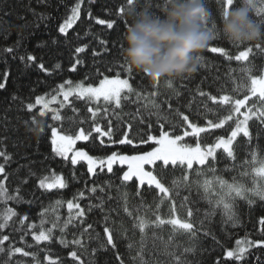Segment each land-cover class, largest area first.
Instances as JSON below:
<instances>
[{
  "label": "trees",
  "instance_id": "trees-1",
  "mask_svg": "<svg viewBox=\"0 0 264 264\" xmlns=\"http://www.w3.org/2000/svg\"><path fill=\"white\" fill-rule=\"evenodd\" d=\"M156 2L162 5L164 0H156ZM76 3L78 0H0V77L5 72L8 73L6 87L0 90V151H4L7 157H10V159L0 157V164L4 165L7 175L5 180V174H0V181H3L10 196H15L19 190L21 198L19 201L0 200V222L8 208L17 213L9 221L7 228L0 229V236L9 235L10 239L5 243V247L14 245L24 248L25 251L38 252L40 264H51V261H55L56 264H78L70 256L71 251H78V255L82 256L85 264H89L91 256H94V264H120V261L116 259L117 253L120 254L124 264H133L132 257L136 255V252L130 251L128 244L132 242L138 245L141 240L142 234L136 227L138 218L154 220L155 216H152L156 213L161 194L154 186L151 189L147 185L140 188L135 178L133 181L122 184L120 177L123 171L127 170V165H113L112 173H107L106 168L101 172L98 167L97 174L93 175L87 171L86 161H80L75 165L71 163L73 153H69L68 159L58 156L53 151L48 126L59 128L62 124L66 133L74 135L78 134L79 128L83 127L87 134L89 128H94L96 124H99L102 131H107L108 120L111 119L112 140L93 131L89 140L77 141L73 152L85 151L94 158L100 159L106 158L113 152L132 155L150 150L152 147L150 144L133 148L112 141L120 139L121 132L127 131V122L133 124L132 133H129L130 138L133 137L137 128L147 130L144 124L134 118L138 109L140 115L145 117L146 123L156 121L159 116L167 117L180 124L182 115H187L189 120L201 126L207 125L208 120L218 122L228 114L226 109L230 107L220 103V96L229 95L233 99L250 96L249 74L244 69L251 67L253 75L263 74L264 53L254 48L249 61L238 62L227 61L220 54H213L205 49L198 54L204 59L198 61L195 73L176 79L162 78L158 85L146 75L134 71L130 82L136 92L142 93L139 100L133 93L127 101L122 99L121 107L116 109L114 105L105 104L103 100L92 104L87 103V98L76 99L72 96L69 98L71 103L66 102L62 108L58 103L52 105L57 106L64 117L63 121H53L51 111L41 117L35 109L29 112L26 105L34 103L39 96H45L47 100H51L52 96L57 98L60 96L57 91L58 86L69 80L95 85L105 76L116 77L117 73L120 77H128L120 67L124 63L121 44L124 48V34L131 24L132 14L136 12H128L125 0H83L80 18L67 30L66 34L61 33L59 28L71 16V10ZM204 4L209 12V27L214 21L219 32L222 19L220 0H204ZM259 4L260 0H257V6ZM120 6L126 7L125 14L118 12ZM237 7H240V0H237L234 8ZM137 8L139 12L143 11L142 5H137ZM163 9L160 7L150 11L162 15ZM89 11L92 13L91 17L88 16ZM97 19L116 20L117 24L113 29H108L106 24H98ZM122 19H126L128 24L122 23ZM252 19L259 24L257 22L259 17H256L255 12ZM259 25L264 27V24ZM219 35V38L211 41L209 46H223L230 55H237L247 46H252L245 44L237 49L220 32ZM101 41L106 43L102 44ZM79 47H84L85 51L77 53L76 49ZM7 48H12L13 52L8 53ZM29 55L35 56L36 60L29 61L27 59ZM77 60L82 62L76 64ZM40 63L44 64L47 71L39 68ZM57 64L60 65L59 68L56 67ZM73 65L76 71H71ZM169 80L172 82L171 87L167 83ZM237 85L240 86L239 92L234 91ZM201 91L206 95L201 96ZM153 92L157 94L150 95ZM211 96H216L217 100H211ZM254 99L253 97L252 100ZM251 102L250 100L249 105ZM89 107L94 110L97 107L101 109L97 112L95 119L87 110ZM105 108L108 109L107 113L103 111ZM149 112L153 115L149 116ZM111 113H119L121 121H118L116 115ZM118 123H120L119 129ZM253 123L250 122V130L255 135L256 127L252 126ZM229 125L234 127V122H227L222 129H210L209 133H202L201 143L213 142V139L209 138L210 134L213 138L219 135L227 137L230 131L226 133L225 130L229 129ZM41 127L44 128L42 133L39 131ZM156 127L158 125H154L153 134ZM185 139L193 143V138ZM244 139L242 136L237 138V144L240 145L236 149L238 160L249 159L247 148L241 143ZM259 143L264 146V132L260 134ZM217 155L219 159L220 150ZM261 159H264V153L257 155L254 167H259ZM225 163L227 161L217 163V174L231 182V178L237 174L235 171L221 172ZM146 170L151 169L146 166ZM248 170L255 174L251 168ZM156 174L165 186L171 187L172 180L181 177L183 172L179 167L173 169L172 166L162 170L158 164ZM45 177L48 178V182H52L56 177H62L67 186L63 189H43L39 182ZM200 179L212 181L213 192L220 190L213 180L212 173H207ZM237 179L250 183L251 177L237 176ZM108 182H111V187ZM93 186L97 187L95 193L90 191ZM101 187L104 189L103 192L100 191ZM138 188L140 196L136 195ZM177 190L179 196H175ZM172 191L173 199L177 204L176 215L181 219L187 218L186 207L180 206L181 199L185 195H190L187 207L193 210L191 220L198 230V251L196 254H187L186 257L191 264H217V261L219 264H258L257 257L260 258L259 264H264V246L251 248L243 261L226 257L227 251L237 248V241L264 240L259 223L260 218L264 217V201L257 199L254 205L249 206L245 201L237 200L239 225L233 227L231 222L222 223L223 205L216 208L214 217L210 220L205 219L204 213L212 205L202 198L203 189L198 190L193 185L191 189L180 187ZM80 192H84L83 198L79 196ZM124 193H127V207L132 215H128L124 210ZM109 196L112 199H108ZM101 200H103V206L97 207L101 205ZM68 201L74 204L79 203L85 210V216L78 217L76 215L78 210L75 208L69 210ZM170 204L171 202L166 199L160 205L159 214L162 218L167 219L171 216ZM89 205H92L91 210ZM24 216L28 217L26 221L23 220ZM105 216H108L107 224ZM42 219L43 225H41ZM201 220H204L203 226L200 225ZM88 224H92L93 227L85 232L84 229ZM31 225H35V228ZM53 225L56 227L53 228ZM105 226L110 227L113 232L114 242L117 244L115 249L111 245H106L107 236L103 231ZM49 229L52 230L51 240L37 243L34 234H39L41 230L47 232ZM146 232L150 249L153 233L158 238L156 243L159 250L150 251L145 257L151 264H171L170 259L163 254L164 245L169 244L171 251L182 252L183 247L187 246L190 240L186 234H181L179 231L173 232L170 225L160 228L151 227L146 229ZM206 232L207 235H205ZM97 234L98 238H96ZM89 236L92 238L89 239ZM73 239H82L84 249L72 244ZM62 240L67 243V246L61 242ZM101 243L106 245L107 250L99 247ZM93 249L97 251L93 253ZM48 257H51V261ZM3 258L0 255V259ZM13 259L17 261V264H35L33 257H23L21 254H17Z\"/></svg>",
  "mask_w": 264,
  "mask_h": 264
},
{
  "label": "snow or ice",
  "instance_id": "snow-or-ice-1",
  "mask_svg": "<svg viewBox=\"0 0 264 264\" xmlns=\"http://www.w3.org/2000/svg\"><path fill=\"white\" fill-rule=\"evenodd\" d=\"M126 5L128 6L129 13H139L137 5L143 6V11H150L151 9H159L163 7L166 9L168 7V0H164L163 4L156 2V0H125ZM83 0H78V3L72 8L71 16L64 21V23L60 26L59 31L61 33H67V30L72 27V25L80 18L81 15V4ZM237 5V0H220V8L221 14H225L231 9H233ZM120 14H125L126 7L120 6L118 9ZM91 11L88 12V16L91 17ZM256 17H259L257 22L259 24H264V0H260L259 6L255 9ZM100 25L107 26L108 29H113L114 25L117 24L116 20H104L97 19L96 21ZM125 25L128 24L126 19H122L121 21ZM205 30L208 31L212 36V41H216L219 38V32L217 29L216 23L213 21L211 27H209V21L205 25ZM102 44H105V41H101ZM237 49L241 45L233 44ZM254 48L259 50V52L264 53V41L257 42L252 46H247L245 50L239 51L237 55H230L229 51L223 46H208L206 49L210 53L220 54L222 57L226 58L227 61H249L250 54H253ZM6 51L8 53H12V48H7ZM84 47H79L76 49L77 53L84 52ZM107 51V48H105ZM121 51H124L123 44H121ZM97 55V53H94ZM21 59H24L21 57ZM29 61H35L36 57L29 55L27 57ZM197 61H201L204 59L202 56L197 55L195 57ZM81 60H77L76 64L81 63ZM115 63V61H114ZM57 68L60 67L59 64L56 65ZM123 72H125L128 78L121 79L120 74L117 73L114 79H109L105 76L99 83V87H91L85 86L83 82L74 83L69 80L63 84L58 86V93L63 97V100L60 102L61 108L64 106V102L71 103L69 100L70 97L75 96L76 99H84L87 98V103L96 104L100 102L101 98H103V102L105 104H112L116 109L121 107L122 99L127 101L129 97L135 93L136 99L139 100L142 96V93L136 92L129 82L131 78H133L134 71L131 66L127 63L124 57V63L120 65ZM39 68L47 71L43 63L39 64ZM249 74L250 84L248 85V92L251 95H245L243 99H233L229 95H221L220 103L224 105H230L227 111V115H224L223 118L219 119L218 122H213L212 120H208L207 127L198 126L197 123L189 120L187 115H182V120L180 124L175 123L173 120L168 119L167 117H159L154 122H145V117L140 115V110H137V113L134 115V118L139 120L141 124L145 125L146 131L137 128L136 132L133 134V137L130 138L129 133H132L133 124L131 122H127L126 127L127 131L121 132V138L118 140L112 141L113 143H118L120 145H128L133 148H139L141 145H151L150 150H145L139 152L137 154L127 155L120 154L118 152H113L111 155H108L106 158H94L89 155L85 151H75L73 152L74 146L77 141H87L91 136L92 132L100 133L102 136L109 137L112 140L113 130H112V121L108 120L107 131H102L99 124H96L94 128H89L87 134L83 127L79 128L78 134H68L63 130V125L58 127H54L49 125L51 132V144L53 151L61 157L68 159L69 153H73L71 157V163L73 165L79 163L80 161L87 162V171L93 175L97 174V168H100V171L103 172L104 169H107V173L113 172V165H127V170L123 171L122 177H120L122 184L126 182L133 181L135 178L138 181V185L140 188L147 185L149 189L152 186L156 190H158L160 195V201L156 206V213L154 220L148 221L143 217L138 218V223L136 227H138L141 232V240L139 244L136 245L132 242L128 244V249L135 250L136 255L132 257L133 264H151V262L145 259L146 255L149 254L150 251L159 250V246L156 243L158 239L156 234L153 233V239L151 244V249L149 248L147 241V232L146 229L151 227L160 228L164 225H170L173 229V232L179 231L181 234H186L190 237L188 245L183 247L182 252L171 251L169 250V244H165L163 248V254L167 256L171 264H191V262L186 258L187 254H196L198 251V243L197 236L198 230L195 223L192 222L191 218L193 216V210L191 207H187V204L190 200V195H185L181 199V207H186V219H181L176 215L177 204L176 200L173 199V191L172 189H179L180 187L191 189L193 185L200 190L203 189L202 198L207 200V202L212 205V207L204 213L205 219H211L216 214V208H219L223 205L224 213L222 217V223L231 222L233 227H237L239 225V216L237 214V200L245 201L249 206L254 205L257 201H264V159L259 160V167H254L257 162V155L259 153H264V146L260 145L259 139L260 134L264 132V74L253 75L251 67L244 69ZM71 71H76L75 65H73ZM230 71H234L230 69ZM8 80V73L5 72L2 77H0V90H3L6 87V83ZM156 85L160 83V78L157 77L153 80ZM168 86L171 87L172 82L167 81ZM235 92L240 91V86L237 85ZM157 93L153 92L150 95L155 96ZM178 95V93H177ZM201 96L206 95L203 91L200 92ZM255 98L252 100V98ZM211 100L216 101V96H211ZM15 99V97H14ZM56 100V96H52L51 100L45 99L44 96H39L35 99L34 103H28L26 108L29 112H32L34 109L37 114L41 117H44L48 114L49 111L52 112L51 119L53 121H63L64 117L60 114L56 109H49V104ZM251 105H249V101ZM37 106H40L37 108ZM155 107H159V105H155ZM171 108V105H169ZM244 109V111H241ZM92 113L93 119L97 112H100L101 109L97 107L95 110L92 107L87 109ZM75 111V109H73ZM104 112H108V109H103ZM115 114L118 121H121V117L119 113H111ZM149 116L153 115L152 112L148 113ZM242 117V118H241ZM35 120V117H33ZM234 122V127L229 125V129H226V133L230 131V135H227L225 138L224 135L215 136L213 142L210 143H201V134L209 133L210 129H222L224 125L229 122ZM250 122H254L252 126L256 127V134L250 130ZM154 125H158L155 128V134H153ZM167 125V126H166ZM117 128H120V123L117 124ZM182 129V130H181ZM39 131L42 133L44 128L41 127ZM245 138L241 141L247 148V156L249 159H241L237 158V147L240 145L237 144L238 137ZM186 137L193 138V143H189L186 141ZM194 144V146H193ZM220 150V155L218 159L217 152ZM0 157H6V159H10L7 157L4 151H0ZM227 161L225 163V167L220 170L221 172H236V176L231 178V182L225 179L222 175L217 174V163ZM159 164L160 168L168 169L169 166L172 168L179 167L183 175L179 178H174L171 182V187L165 186L162 183L161 179L158 178V174H156V168ZM145 166H149L151 170H146ZM197 166V167H194ZM252 169L254 171V175L248 170ZM207 173L213 174V180L219 186L218 192H213L212 190V181L208 179H204L201 181V177L206 176ZM0 174H5L4 165L0 164ZM237 176L243 177H251L250 183H245L243 179H237ZM190 177H194V179H190ZM4 179H7V175H4ZM40 187L46 190H51L53 188L63 189L67 185L62 177H56L52 182H48V178L40 179ZM109 187H111V182H108ZM90 191L95 193L97 191V187H91ZM100 191L103 192V187L100 188ZM137 196H140L139 188L136 192ZM79 196L83 198L84 192H80ZM175 196H179V191L175 192ZM21 198L19 197V190H17V194L15 196H10L8 194V189L5 187L3 181H0V200H17L19 201ZM99 199V197H98ZM108 199H112L111 196ZM124 199V210L128 213V215H132V212L128 210L127 207V193L123 194ZM169 200L171 216L167 219L162 218L159 214L160 205L164 203L165 200ZM59 203V201H57ZM103 206V200H101V205H97V207ZM89 210H91L92 205H89ZM67 208L69 210L75 208L78 210L76 215L78 217L85 216L84 208H81L79 203H73L72 201L67 202ZM17 213L8 208L2 217V222H0V229H5L9 226V221L15 217ZM28 217L24 216L23 220H27ZM108 216H105V223L107 224ZM44 221L42 219L41 225H43ZM82 223V221H81ZM261 225V233L264 234V217H261L259 220ZM204 220L200 221V225L203 226ZM31 227L35 228V225H31ZM56 225H53L55 228ZM66 227V225H65ZM92 224H88L87 228L84 229L87 232L88 229H91ZM104 233L107 236L106 245H111L113 249L117 247L116 242H114L113 232L110 227L105 226L103 229ZM51 232L49 229L46 231H39V234H34V239L37 243L42 241H50L51 240ZM208 233L206 232L205 235ZM92 237L89 236V239ZM98 238V234L97 237ZM9 235L0 236V255L4 258L0 259V264H17L13 258L17 254H21L23 257H33L35 264H40L38 259V252H30L25 251L22 247H16L14 245H10L5 247V243L9 241ZM62 243H65L63 240ZM72 244L78 245L80 249H84L85 245L82 239H73L71 241ZM106 245L101 243L99 247L101 249L107 250ZM244 245V246H241ZM67 246V243H65ZM264 246V240L252 241H237V248L235 250L227 251V258H234L238 261H243L246 258L249 250L253 247H262ZM31 247V246H29ZM179 248V246H177ZM97 251L93 249V253ZM70 256L74 261H77L78 264H85V260L82 259L81 255H78V251H71ZM91 256V254H90ZM51 261V257H48ZM116 259L120 261V264H124V261L120 258V254H116ZM257 261L259 264L260 258L257 257ZM51 264H56L55 261H51ZM89 264H94V256H91L89 259ZM219 264V261H217Z\"/></svg>",
  "mask_w": 264,
  "mask_h": 264
},
{
  "label": "clouds",
  "instance_id": "clouds-1",
  "mask_svg": "<svg viewBox=\"0 0 264 264\" xmlns=\"http://www.w3.org/2000/svg\"><path fill=\"white\" fill-rule=\"evenodd\" d=\"M257 0H240V7L222 14L219 32L232 44L264 41V27L253 21ZM209 12L204 0H168L162 15L132 14L124 34V57L133 71L154 80L176 79L197 71L195 57L212 41L205 30Z\"/></svg>",
  "mask_w": 264,
  "mask_h": 264
},
{
  "label": "rangeland",
  "instance_id": "rangeland-1",
  "mask_svg": "<svg viewBox=\"0 0 264 264\" xmlns=\"http://www.w3.org/2000/svg\"><path fill=\"white\" fill-rule=\"evenodd\" d=\"M263 74H264V72H263ZM109 79H114L115 77H108ZM121 79H125V78H128V77H120ZM129 82H130V80H129ZM74 83H78V82H74ZM100 83V82H99ZM99 83L98 84H95V85H88V84H85L84 83V85L87 87V86H91V87H99ZM131 83V82H130ZM45 97V96H44ZM47 97H45V99H46ZM58 98V99H57ZM56 98V102H51L50 104H49V109H56L57 111H59V108L57 107V106H55V107H53L52 105L53 104H60V102L63 100V97L60 95V96H58ZM51 99V98H50ZM101 100H103V98H101ZM66 102H64V104H65ZM241 111H244V109H241ZM198 126H201V125H198ZM201 127H207V125H202ZM225 138H227V137H225ZM75 147V146H74ZM146 167V166H145Z\"/></svg>",
  "mask_w": 264,
  "mask_h": 264
},
{
  "label": "bare ground",
  "instance_id": "bare-ground-1",
  "mask_svg": "<svg viewBox=\"0 0 264 264\" xmlns=\"http://www.w3.org/2000/svg\"><path fill=\"white\" fill-rule=\"evenodd\" d=\"M155 214V213H154ZM153 214V216L152 217H154L155 215Z\"/></svg>",
  "mask_w": 264,
  "mask_h": 264
}]
</instances>
